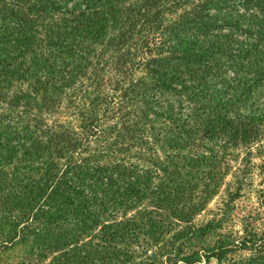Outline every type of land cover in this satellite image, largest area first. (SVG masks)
Here are the masks:
<instances>
[{"label":"trees","instance_id":"16d2710c","mask_svg":"<svg viewBox=\"0 0 264 264\" xmlns=\"http://www.w3.org/2000/svg\"><path fill=\"white\" fill-rule=\"evenodd\" d=\"M228 1L235 0H200L179 24L212 19L208 9ZM237 2L244 26L233 27L242 36L230 61L233 74L250 73L241 93L248 97L264 82V0ZM178 4L0 0V264L15 245L27 249L16 264H264V233L249 216L240 233L216 232L220 219L192 224L204 198L178 176L176 162L119 157L152 144L250 142L264 126V101L242 114L206 93L218 79L211 54L222 52L220 37L214 48L156 39L160 14ZM175 30L169 25L166 38L177 42ZM161 47L166 54H152ZM107 64L117 73L103 92ZM61 99L70 120L49 121L45 113L59 110Z\"/></svg>","mask_w":264,"mask_h":264},{"label":"rangeland","instance_id":"374dc122","mask_svg":"<svg viewBox=\"0 0 264 264\" xmlns=\"http://www.w3.org/2000/svg\"><path fill=\"white\" fill-rule=\"evenodd\" d=\"M177 1L179 3L177 6L171 8L169 12L163 11L160 14L161 22L154 34L156 39L159 38L161 44L166 46L197 39L202 41L204 45H208L207 48H209L215 44L213 42L217 40V36L220 37L225 49L218 46L220 49L217 50H221L223 53L219 51L221 53L218 55L217 53L211 54V56L218 58L219 67L216 71V78L218 79L211 82V85L209 84L206 93H213L214 99L217 101H224L226 98L227 103L230 102L231 106H236V112L249 114L251 111H258L264 101V82L253 89L248 97H243L241 93L245 81L251 78L250 73L242 67L236 74L232 73L235 63L230 61L233 48L229 47L241 41L242 36V32L233 27L236 25L237 28H243L244 26V23H236L239 16L245 13L239 2L237 0L228 1L227 7H222L220 10L210 7L208 13H211L212 19H204L192 25L191 23L179 24L182 21L179 16L184 11L191 12L194 10L200 0ZM169 25H172L178 32L179 39L177 42L172 37L166 38ZM200 47L203 48L201 45L196 48L199 52H201ZM161 48L152 54H166L165 47ZM116 73L113 66L108 64L103 66L101 72L103 78L101 90L103 92L110 91L107 80ZM134 73L135 76L139 77L143 74V69H138ZM80 80L84 83L87 82L84 79ZM70 90L71 88L67 89V91ZM165 98L168 99V95ZM66 105V101L61 99L59 110L55 109L56 112L48 113L43 111V113L49 121L52 119L68 121L70 117L68 115L69 110L65 108ZM108 123H111V120ZM218 138L216 137V140L211 138V141L210 139L197 141L195 142L197 143L196 147L181 149H169L164 146L159 148L158 145L152 144L151 149L143 151L142 155H136L131 150L119 157L144 166H150L153 161H164L166 158L170 162H176L178 176L192 188L193 193L204 198L202 209L193 216L192 224L198 226L208 220L220 219L219 228L215 229L216 232L233 231L240 233L244 218L249 216L251 227L259 233H264V126L255 139L250 142L234 141L222 145L217 142ZM194 154H202L203 158L200 157L196 161L188 162L187 158L193 157ZM195 200L197 202V199ZM211 240L212 237H209L207 244H210ZM132 248L135 250L136 247ZM154 248V245L149 247L151 250ZM26 250L25 246L15 245L5 252L3 259L8 264H16L25 256ZM231 257L236 258V254L228 255L227 259ZM209 264H215V261L211 259ZM223 264H226L225 260Z\"/></svg>","mask_w":264,"mask_h":264}]
</instances>
